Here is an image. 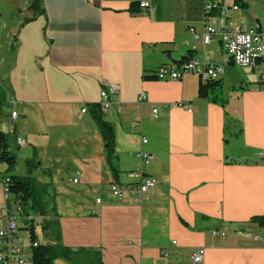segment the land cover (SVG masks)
Segmentation results:
<instances>
[{
    "label": "crops",
    "instance_id": "1",
    "mask_svg": "<svg viewBox=\"0 0 264 264\" xmlns=\"http://www.w3.org/2000/svg\"><path fill=\"white\" fill-rule=\"evenodd\" d=\"M42 1L44 14L13 26L15 42L0 53L7 93L0 129L18 151L32 149L26 162L37 164L38 186L72 177L71 188H54L55 199L43 195L50 216L37 228L51 241L43 226L59 228L60 245L99 251L104 264H194L196 249L205 250L200 264H264V230L252 221L264 216V162L257 158L264 150V91L237 79L219 40L203 43L206 3H221L231 22L254 29L242 8L234 0ZM142 2L150 4L143 13L130 11ZM190 50L227 63L224 107L199 98V77H155L162 65L178 68ZM110 86L118 96L103 117L114 131L119 184H132L129 175L139 170L158 181L139 202L109 190L117 182L93 107ZM18 138L26 145L18 146ZM142 153L151 156L148 164Z\"/></svg>",
    "mask_w": 264,
    "mask_h": 264
},
{
    "label": "built area",
    "instance_id": "2",
    "mask_svg": "<svg viewBox=\"0 0 264 264\" xmlns=\"http://www.w3.org/2000/svg\"><path fill=\"white\" fill-rule=\"evenodd\" d=\"M149 6V2H142L140 4L142 9H146ZM234 9L237 10L238 8L234 7ZM211 10V5L205 6L206 12ZM204 21V45L209 46L216 39L219 40L223 53L229 57L228 63L240 68H251L254 72H258V89L264 91V30L262 29V24L259 23L256 28L246 30L243 24L235 25L231 22L225 12H223L221 18H206ZM191 32L194 34V30H191ZM185 44L188 45V42H185ZM226 67L227 63L218 64L212 60L195 57L180 68L169 64L162 65L155 70L154 75L160 81H178L184 75L190 74L198 76L203 82H208L223 78L226 73ZM117 96L118 88L116 86H110L101 91L99 106L102 114H106L112 104L116 103ZM146 100L145 95H141L139 98L140 102H145ZM178 106L185 108L189 113L192 112V107L189 105L179 103ZM122 109L123 107L119 105L118 111L121 112ZM81 113L85 114L87 110L83 109ZM153 113L155 116L157 115V108H154ZM11 118L12 122H15L18 114L15 111L12 112ZM10 132H14L13 125L10 128ZM17 143L20 147L26 145L25 141L21 138H18ZM143 143L146 144L147 140H144ZM140 158L145 164H148L151 160V156L147 153H142ZM257 158L264 162V150L257 153ZM129 177L134 182L126 187L121 186L119 183H112L110 185L109 190L116 199L124 200L130 196L134 202H139L158 184L155 178L144 174L141 170L131 172ZM77 181L78 179L75 180V183ZM2 187L5 205L0 209V264L31 263L32 253L29 255V248L24 245L23 239L19 237V217L24 220L27 227L39 226L43 222V217L35 213L22 217L16 203L13 204L14 209L11 211L7 206L10 197L3 182ZM96 203L101 204V199H97ZM26 231L30 237V231ZM38 246V242L30 240L32 251ZM162 253L167 256V252L163 251ZM204 255V249H196L191 253V260L194 264H200L204 259Z\"/></svg>",
    "mask_w": 264,
    "mask_h": 264
},
{
    "label": "trees",
    "instance_id": "3",
    "mask_svg": "<svg viewBox=\"0 0 264 264\" xmlns=\"http://www.w3.org/2000/svg\"><path fill=\"white\" fill-rule=\"evenodd\" d=\"M234 2L239 8L248 7V4L244 2V0H234ZM208 4L212 6V10L206 12L205 6ZM28 11L32 13V17L24 20V23L30 22L36 19L39 15L44 14L43 1L30 0ZM130 11L134 14H141L145 9L140 7V3H133ZM203 14L204 20L206 18H221L223 14V6L221 3H206L203 7ZM195 57H197L196 51H188L178 62V68L182 67ZM223 87L224 82L222 79L203 82L201 78H199L198 96L210 103L219 104L224 107L227 104V99L220 98L223 92ZM6 101L7 93L0 87V127L2 125V107ZM103 115L104 114L100 111V106L93 107V118L99 128L104 143V154L108 166L114 176V182L119 183L120 171L117 164L118 155L115 150L114 131L110 123L104 119ZM0 164L5 167L6 175L3 177V183L8 190V195L10 197L7 202L8 208L12 211V205L16 203L20 209L22 217H27L33 213L45 216L48 204L44 201L43 194L47 192L49 186H38L36 180L30 176L22 178L14 175L17 168V158L10 151L8 134L1 129ZM27 169L28 173L31 175L34 170L38 169V166L33 160H30L27 162ZM252 221L258 223L264 230V216L253 218ZM36 229L37 227L34 226L25 228H21L20 226L19 228V230L30 231V240L39 243ZM43 229L52 231V235L58 244L53 246L42 245L39 243V246L32 251L31 264H55V261L59 259L64 260L69 264H104L102 261V254L99 251L87 250L84 248L74 250L60 245L61 233L59 228L56 227L50 229V224H46L43 226Z\"/></svg>",
    "mask_w": 264,
    "mask_h": 264
},
{
    "label": "rangeland",
    "instance_id": "4",
    "mask_svg": "<svg viewBox=\"0 0 264 264\" xmlns=\"http://www.w3.org/2000/svg\"><path fill=\"white\" fill-rule=\"evenodd\" d=\"M246 2L249 3L248 7L242 8L241 9V14L243 15L245 21H246V26L247 28L253 26L256 28L258 25V20L261 21L263 24V30H264V0H245ZM30 0H0V53L4 52L5 54L6 49L8 45L11 42H15V37H13L12 33H10L11 29L13 26L18 25L19 22L23 21L25 18L31 17L32 13L28 11ZM210 49L213 50V48H216L215 45L209 47ZM216 52H219L218 50ZM215 56H218V54H215ZM220 56V53H219ZM223 57L226 58V60H229V57L227 55H223ZM236 70V77L240 81L244 82H249V81H254L258 82V77L259 73L258 72H252L251 68H240V67H235ZM4 67L0 68V77L2 76ZM198 79V76L193 75ZM227 92H229V89L224 88L222 95L220 98L227 99ZM7 109L8 107L5 108L4 113H5V120L7 122L8 115H7ZM6 134H8L6 132ZM9 143H10V150L11 152L15 155L17 158V168L15 171L16 176L25 178V177H32L34 178L36 174L32 176L28 173L27 169V159H28V153H31L32 149L27 148V149H21L20 151L17 150L15 146V141L14 138L8 135ZM6 175L5 173V167L0 164V209L4 206L5 200H4V192H3V187H2V182H3V177ZM38 176V175H37ZM42 177V174L39 175ZM59 177H55V181H53V186H49L47 188V195L50 194L52 197L54 196V188H71L72 186V177L71 173H67L64 177V180L58 179ZM45 193V194H46ZM44 195V194H43ZM51 197V200L53 199ZM49 199V197H47ZM55 199V196H54ZM49 202V201H47ZM48 205H51L47 203ZM50 208V207H49ZM47 215L50 216V213L47 212ZM19 223L21 228L27 227L25 225L24 220L19 217ZM19 237L23 239V243L26 247L29 248L30 254L32 253V249L30 247V237L27 233L26 230H20L19 231ZM37 237L38 241L42 245H48V243H51V245H54L55 241H51L48 239L47 234L42 231V227L37 228ZM31 264V263H28ZM55 264H69L66 263L64 260H56Z\"/></svg>",
    "mask_w": 264,
    "mask_h": 264
}]
</instances>
